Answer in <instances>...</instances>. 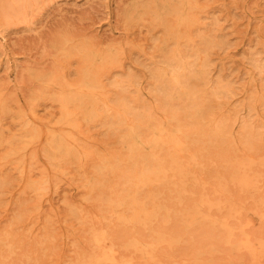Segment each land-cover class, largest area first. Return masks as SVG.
Wrapping results in <instances>:
<instances>
[{
	"label": "rangeland",
	"instance_id": "1",
	"mask_svg": "<svg viewBox=\"0 0 264 264\" xmlns=\"http://www.w3.org/2000/svg\"><path fill=\"white\" fill-rule=\"evenodd\" d=\"M81 50L113 53L93 108L64 104L93 69ZM184 60L189 96L169 79ZM123 104L185 125L186 146L132 151ZM151 155L166 181L127 186ZM128 192L159 215L135 225L117 205ZM102 250L114 264H264V0H0V264Z\"/></svg>",
	"mask_w": 264,
	"mask_h": 264
},
{
	"label": "bare ground",
	"instance_id": "2",
	"mask_svg": "<svg viewBox=\"0 0 264 264\" xmlns=\"http://www.w3.org/2000/svg\"><path fill=\"white\" fill-rule=\"evenodd\" d=\"M179 21L181 23L186 22V18L184 16L179 17ZM82 62L84 65H90L92 67V71H87L83 74L84 76V82L82 85L77 87L73 94L71 96H67L64 98V104L68 103V101H73L77 103L78 107H90L93 108L94 105L97 102V95L99 94L100 88L97 84V66H107V64L110 62L113 53L112 50L103 52L101 54L98 53H89L82 51ZM191 68L188 66L187 61H181L173 67V75L171 78H169L172 81V85L174 87H181L182 93H184L186 96L191 95L190 91L185 87L184 85V78L186 77V74H188ZM164 73L163 70L158 72L159 76H162ZM167 74L170 73V70L166 72ZM166 77V76H162ZM122 108H118L115 115L118 117H122L126 121V126H128L129 129V139L130 142L127 143V146L130 147V149L138 151L139 149L145 147L149 144V147L155 148V147H167L171 150L175 151H181L185 146L186 142L188 141L189 137V130L185 127V125L178 124L176 128H173L170 132L167 125L162 122H157L153 119V115L150 112L142 111V112H135L132 107L126 106V104H123ZM117 108V107H115ZM67 109V108H66ZM121 109V110H120ZM146 115V116H145ZM177 116L175 114H172L170 119L171 120H177ZM70 124V123H68ZM75 127V125H73ZM73 128V127H72ZM145 128L147 129V132L152 133L153 138L149 142H145L143 139V136L140 133V129ZM181 138H184V140H181ZM56 143L58 145H61L63 147L64 144V138L55 137ZM143 156L141 154H138V158H142ZM168 157H171L173 163L176 162L178 157H174L172 153L170 152L168 154ZM149 161L151 164L144 169H139L137 172L133 173L134 175L132 177H129L127 175L126 180L128 181L127 186L131 187L133 186L135 190L140 189L141 187H152L154 184L162 185L166 181V173L167 171L164 168H161V162L162 160L159 158V156L151 155L149 158ZM239 167L244 169L245 171H248V169H251V163H240ZM180 172L181 171H177ZM176 174V172H174ZM234 178V177H233ZM237 183L242 186L243 188L246 187L249 189L251 187L250 183L246 181L245 178L238 179ZM125 198H121L118 200L117 205L124 207L128 206L135 214V217L133 218V222L135 225L138 226H145L147 222H145L148 219L155 218L159 215L156 211L149 212L143 203H141L137 197L132 195L131 193L124 194ZM126 196H128L129 201H126ZM153 200L155 198L153 197ZM209 208H212L215 206L212 202H205ZM161 209V208H160ZM236 214L241 213L240 211H235ZM122 218V217H121ZM123 220H126L125 217H123ZM220 225L227 230L228 234L230 235V231L228 226L225 223H220ZM135 237V236H134ZM96 242L98 244L106 243V237L102 236H96ZM134 247L137 250L144 249L143 246L139 244H134ZM251 252H253V249H251L249 246H246ZM102 261H107L109 264H114V258L112 251H103L100 255V258L93 261V264H101ZM91 263V264H92Z\"/></svg>",
	"mask_w": 264,
	"mask_h": 264
}]
</instances>
